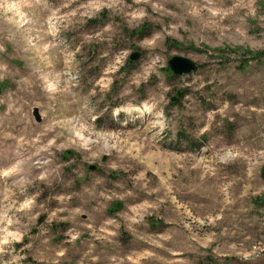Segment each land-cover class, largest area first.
I'll return each mask as SVG.
<instances>
[{"label":"rangeland","instance_id":"rangeland-1","mask_svg":"<svg viewBox=\"0 0 264 264\" xmlns=\"http://www.w3.org/2000/svg\"><path fill=\"white\" fill-rule=\"evenodd\" d=\"M12 151L0 264H264V0H0Z\"/></svg>","mask_w":264,"mask_h":264},{"label":"water","instance_id":"water-1","mask_svg":"<svg viewBox=\"0 0 264 264\" xmlns=\"http://www.w3.org/2000/svg\"><path fill=\"white\" fill-rule=\"evenodd\" d=\"M140 56L139 51H133L130 53L129 58L135 60ZM168 68L172 71L174 75H182L191 72L196 68V62L186 56L182 55H173L167 61ZM181 95V91L178 90L176 95L171 97V101H175ZM34 117L36 120H40V115L36 109L33 111ZM91 169H94L95 166L91 165ZM116 206H119V202L116 203Z\"/></svg>","mask_w":264,"mask_h":264},{"label":"bare ground","instance_id":"bare-ground-1","mask_svg":"<svg viewBox=\"0 0 264 264\" xmlns=\"http://www.w3.org/2000/svg\"><path fill=\"white\" fill-rule=\"evenodd\" d=\"M29 81H30V80H29ZM52 90H54V89H52ZM32 91H33V90H32ZM24 131H25V129H24L23 127H21V128L18 129L17 132H18V133H22V132H24ZM27 133H28V132H27ZM25 153L28 154V153H29V150L24 151V152H19V151H18V155H24ZM18 155H17V156H18ZM13 157H16V153H15V151H12L8 157H6V158H4V159L2 158L0 162H1V163H4V164H8V163H10V161L12 160Z\"/></svg>","mask_w":264,"mask_h":264},{"label":"trees","instance_id":"trees-1","mask_svg":"<svg viewBox=\"0 0 264 264\" xmlns=\"http://www.w3.org/2000/svg\"><path fill=\"white\" fill-rule=\"evenodd\" d=\"M261 55V54H260Z\"/></svg>","mask_w":264,"mask_h":264}]
</instances>
